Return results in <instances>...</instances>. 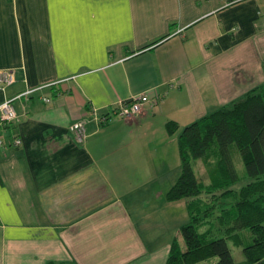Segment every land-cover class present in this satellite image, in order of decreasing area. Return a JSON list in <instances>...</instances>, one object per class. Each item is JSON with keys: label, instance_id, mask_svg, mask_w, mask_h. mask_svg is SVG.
Masks as SVG:
<instances>
[{"label": "crops", "instance_id": "1", "mask_svg": "<svg viewBox=\"0 0 264 264\" xmlns=\"http://www.w3.org/2000/svg\"><path fill=\"white\" fill-rule=\"evenodd\" d=\"M0 69V104L42 87L0 120V264H165L178 134L264 83V0H0Z\"/></svg>", "mask_w": 264, "mask_h": 264}, {"label": "trees", "instance_id": "2", "mask_svg": "<svg viewBox=\"0 0 264 264\" xmlns=\"http://www.w3.org/2000/svg\"><path fill=\"white\" fill-rule=\"evenodd\" d=\"M165 128L169 136L178 131L173 121ZM232 147L246 178L236 172ZM177 149L181 171L165 198L186 200L189 221L180 228L183 247L174 239L165 264H198L211 258L217 259L215 264H264V83L185 126ZM198 160L209 184L189 175ZM228 242L242 249L241 262L234 260Z\"/></svg>", "mask_w": 264, "mask_h": 264}, {"label": "built area", "instance_id": "3", "mask_svg": "<svg viewBox=\"0 0 264 264\" xmlns=\"http://www.w3.org/2000/svg\"><path fill=\"white\" fill-rule=\"evenodd\" d=\"M14 83V72L11 69H0V92H5L12 84ZM52 84L46 85L45 87H49ZM42 88V87H41ZM37 89H28L14 98L6 99L4 102L0 104V120L4 124H11L17 121V112L14 107V102L21 99H26L36 91ZM160 98L156 96H150L148 93H142L136 97L131 99L122 101L118 103L117 107L114 109L113 114L122 119H131L132 117L138 116L142 112V108L146 103H151L152 105L158 104ZM43 101L46 104L50 103V99L43 98ZM106 118L102 117L98 121L101 123L106 122ZM70 131L74 135V139L77 143H82L86 137L85 134V126L84 122L79 121L74 123L70 127ZM19 145V141L15 140L13 142V146L17 147ZM4 146V141L0 138V148Z\"/></svg>", "mask_w": 264, "mask_h": 264}, {"label": "rangeland", "instance_id": "4", "mask_svg": "<svg viewBox=\"0 0 264 264\" xmlns=\"http://www.w3.org/2000/svg\"><path fill=\"white\" fill-rule=\"evenodd\" d=\"M231 153H232L233 164H234V167L236 169L237 174L240 177H245V170H244V166H243V163H242V160L240 158L239 153L234 149V147H232ZM180 171L181 170H179L178 177L180 175ZM189 175H190V177L192 179L199 180V181L203 182L204 184H209V178H208V175L206 173V170H205V167H204V163H203L202 160H198V161H196L193 164L192 170L190 171V174ZM164 180H163V183H164ZM243 181H244V178L240 182L241 183L240 185H236L235 186V189L236 190H238V188L240 186H242ZM158 183L160 184V182H158ZM221 202L222 201H220V204L217 205V209L215 211V216L219 214L218 211H219V208L221 207ZM226 202H229V204H230L231 201H226ZM213 223L215 224L214 228H217L218 227V223L217 222H213ZM204 229H207V226H204L203 227V230ZM246 233L247 232L245 231V234ZM217 237H222V236L221 235H218ZM179 239H180L181 242H183V240H182V238H181L180 235H179ZM228 246H229V249H230V251L232 253V256H233L234 260L236 262H241L243 260L242 249L240 247L233 246L231 242H228ZM216 261H217L216 258H211V259H208L206 261L200 262L198 264H215Z\"/></svg>", "mask_w": 264, "mask_h": 264}]
</instances>
